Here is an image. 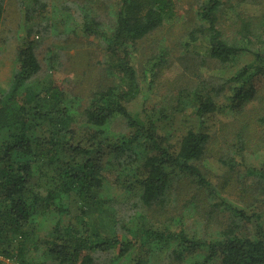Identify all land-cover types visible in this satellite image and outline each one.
<instances>
[{"label": "trees", "instance_id": "obj_1", "mask_svg": "<svg viewBox=\"0 0 264 264\" xmlns=\"http://www.w3.org/2000/svg\"><path fill=\"white\" fill-rule=\"evenodd\" d=\"M120 2L110 34L104 33L96 18L84 22L83 36L103 38L104 72L113 75L117 83L91 90L77 120L69 105L70 95L61 84L48 80L32 88L41 68L37 44L30 40L31 29L18 47L12 78L0 93V255L15 258L20 264H95L102 252L113 249L116 259L135 249L139 254L134 264H145L148 250L157 248L167 250L168 264H179L187 257L194 258L192 264H264V227L260 213L254 210L231 206V221L213 240L189 237L182 229L176 231L166 222H152V217H146L145 211L167 206L177 179L208 195L214 192L200 161L207 155L211 140L202 125L217 110V104L210 92L195 89L194 121L199 123L190 126L177 144L161 134L164 116L157 108L140 113L129 110V103L140 92L131 62L132 47L171 21L175 5L172 0ZM235 2L261 6V16L236 13L234 34L229 37L220 23L224 21V7H232L231 0H204L196 12L199 23L188 37L191 43L203 37L208 56L219 63L243 54L254 56V63L241 67L222 87L214 89L216 95L223 88L228 90L226 106L240 110L254 100L257 84L264 77V50L255 48L257 43L264 44V0ZM3 3L0 0V23ZM36 3L44 8L45 3L34 0L32 13L39 10ZM200 86L205 88L204 83ZM261 116L258 120L264 121ZM114 119L124 123L127 133L105 135ZM246 123L233 132L238 145L233 151L224 145L230 152L226 156L223 152L218 159L244 180L251 193L264 194V164H245L243 159L248 144L243 134ZM139 149L141 161L134 173L117 176L114 181L125 191L135 192L132 205L144 211L140 218L148 220L131 228L116 218L112 230L99 220L110 213L104 207L106 200L100 197L107 180L106 168H130L139 161ZM71 197L79 205L77 217L69 210ZM55 214L52 227L42 234L38 219ZM248 223L253 225V232L239 233L241 225ZM40 246L49 257L42 263L30 255Z\"/></svg>", "mask_w": 264, "mask_h": 264}, {"label": "rangeland", "instance_id": "obj_2", "mask_svg": "<svg viewBox=\"0 0 264 264\" xmlns=\"http://www.w3.org/2000/svg\"><path fill=\"white\" fill-rule=\"evenodd\" d=\"M34 0H4L3 17L0 23V93L8 86L15 68L16 52L26 40L29 29L30 40L36 42V55L40 62V71L31 83L37 89L42 82L54 80L61 84L71 96L70 106L76 120L86 106L87 96L92 90L100 89L107 84L117 83L113 75L104 72L102 64L105 57V42L99 36H83L84 22L96 18L102 25L105 34L115 23L120 9V0H41L45 3L36 13H32ZM175 5V15L171 21L165 22L158 29L139 40L131 50V62L136 70L140 92L129 103L132 113L149 111L157 108L163 113L161 134L178 143L182 135L194 121L197 106L195 92H210L214 97L217 110L205 120L202 128L211 136L207 155L200 161L202 171L214 187V192L207 194L198 190L185 180H175L174 189L169 194L167 206L162 210L157 207L146 212V217L152 222H166L170 228L182 229L189 237L195 239L213 240L219 238L220 231L231 221V206L246 211L254 210L260 213L264 227V194L251 193L244 180L220 163L219 156L238 145L239 141L233 132L242 126L248 144L243 153L245 164H264V121L258 116H264V77L257 84V94L254 100L240 110H231L226 106L228 90L222 89L216 95V87H222L225 80L235 74L246 64L254 63V56L243 54L228 63H219L211 59L203 37L190 42L189 32L199 23L196 12L204 0H172ZM232 7H224L222 28L226 36L232 37L234 17L242 12L243 16H258L261 6L248 3L236 4L231 0ZM261 16V14H259ZM263 22V21H262ZM233 25V26H232ZM44 28V29H42ZM42 32H37V30ZM264 38V37H263ZM264 50V44L257 43L256 47ZM158 64V65H157ZM205 84V90L200 86ZM213 87V90L211 89ZM26 93V90H22ZM78 96L79 99H74ZM142 114V113H141ZM261 116V117H262ZM105 135L127 133L124 123L114 119L106 128ZM235 151V149H234ZM107 167V180L100 191V197L106 200L104 207L108 216L99 218L100 223L108 225L112 230L116 218H122L126 226L134 228L146 220L140 218L143 210L133 207L135 192L130 193L117 185V176L134 173V168ZM241 172V171H240ZM241 175L244 173L241 172ZM198 205V206H197ZM78 203L73 197L69 199V210L73 217L80 213ZM230 206V207H229ZM57 219V215L39 218L40 232H47ZM86 220V217H85ZM148 220V219H147ZM146 220V221H147ZM158 223V224H159ZM253 232V225H241L239 233ZM42 233V234H43ZM121 238L127 239L125 235ZM156 248V247H153ZM43 246L32 252L36 262L49 260L43 254ZM146 250V249H145ZM145 264H168L170 256L167 250H148ZM139 250L132 249L124 257H115L111 253L102 252L95 264H134ZM112 257V259H111ZM193 257H187L179 264H192ZM170 262V261H169ZM53 264L49 261V264Z\"/></svg>", "mask_w": 264, "mask_h": 264}, {"label": "built area", "instance_id": "obj_3", "mask_svg": "<svg viewBox=\"0 0 264 264\" xmlns=\"http://www.w3.org/2000/svg\"><path fill=\"white\" fill-rule=\"evenodd\" d=\"M0 261L2 264H20L15 258H6L0 255Z\"/></svg>", "mask_w": 264, "mask_h": 264}]
</instances>
